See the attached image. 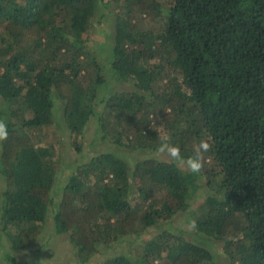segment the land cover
I'll list each match as a JSON object with an SVG mask.
<instances>
[{
    "label": "trees",
    "instance_id": "obj_1",
    "mask_svg": "<svg viewBox=\"0 0 264 264\" xmlns=\"http://www.w3.org/2000/svg\"><path fill=\"white\" fill-rule=\"evenodd\" d=\"M0 119V264L51 235L67 264H264V0H0ZM91 121L104 147L63 163ZM167 135L209 138L200 174L156 155Z\"/></svg>",
    "mask_w": 264,
    "mask_h": 264
},
{
    "label": "rangeland",
    "instance_id": "obj_2",
    "mask_svg": "<svg viewBox=\"0 0 264 264\" xmlns=\"http://www.w3.org/2000/svg\"><path fill=\"white\" fill-rule=\"evenodd\" d=\"M98 14L95 16V19H98L99 17H97ZM94 19V20H95ZM105 26H101L96 30V38L95 39H99V40H104L107 37H109V33L106 32V30L104 29ZM93 53L97 56V58L99 59V61L104 62L105 60H103L102 55H99L97 53V51H93ZM107 83L110 87L116 86L118 87H122L125 86V83L121 84L119 82V80L112 78L111 76H109L107 78ZM94 127V123L93 121H91L89 123V126L85 128V138H83V146H84V150L82 151V153H77L74 151L73 146L71 145V142L69 141V138L65 137L63 138V145H62V162H74L77 161V159H82L83 161L86 160V158L92 156L94 154V152L101 150L102 147H104L103 143L100 142L99 140H94L93 138H91V136L89 135V133L91 134L90 129ZM156 155H160V154H156ZM69 173V169H64L63 171V176H66ZM57 185V184H56ZM3 186V182L2 179H0V190L2 189ZM208 192L207 188L202 187L199 188L197 190V192L194 195V198L191 201V204L194 205L196 203H198L203 197L204 195ZM189 219V212H185L182 213V215L180 214L179 217H177L173 222H172V229L171 232L172 233H184V234H189V232L192 231V229L190 230L188 225ZM48 226V225H47ZM137 241L139 240H143L142 237L140 238H134ZM124 243V242H123ZM123 243L121 242V246H123ZM137 247H141V245H137V244H132L131 245V249L128 250H123V253L126 254H133V252L138 249ZM2 247H0L1 249ZM118 250H121L120 247H118L117 249L113 248L109 251H105L103 247L100 248V253L98 254V256L91 260L90 262L86 263V264H101L104 260L110 258L113 256L114 253H117ZM37 253H33V252H23V254L20 255H16V258L18 260V264H32L33 262H49V263H53V264H67V263H76L75 262V247H73L72 244L69 243V241L66 239V236L64 235H55L52 236L51 238L47 241V243L44 246L39 247L37 250ZM7 264H11V263H7Z\"/></svg>",
    "mask_w": 264,
    "mask_h": 264
},
{
    "label": "clouds",
    "instance_id": "obj_3",
    "mask_svg": "<svg viewBox=\"0 0 264 264\" xmlns=\"http://www.w3.org/2000/svg\"><path fill=\"white\" fill-rule=\"evenodd\" d=\"M151 128L156 131L155 126ZM7 138V123L0 119V142L7 140ZM211 149L212 144L209 138L200 139L194 146L192 155L185 157L181 154L180 148L171 142V136L167 135L161 139L155 150L161 156L166 157L169 163L186 170L189 174L198 175L204 167L205 153L210 152ZM196 226L195 220L190 221L188 225L190 230L195 229Z\"/></svg>",
    "mask_w": 264,
    "mask_h": 264
}]
</instances>
